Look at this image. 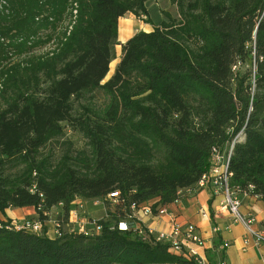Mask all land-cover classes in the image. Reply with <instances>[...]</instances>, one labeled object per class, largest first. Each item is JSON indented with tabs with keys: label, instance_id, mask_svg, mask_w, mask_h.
<instances>
[{
	"label": "trees",
	"instance_id": "trees-1",
	"mask_svg": "<svg viewBox=\"0 0 264 264\" xmlns=\"http://www.w3.org/2000/svg\"><path fill=\"white\" fill-rule=\"evenodd\" d=\"M148 1L0 0V215L34 208L45 221L62 206L65 224L77 198L107 208L97 236L50 239L0 218V264H192L139 235L132 207L156 215L200 190L214 150L229 187L264 201V0H178L183 25L132 37L114 87L119 20L148 17ZM61 116L86 149L42 154L64 137Z\"/></svg>",
	"mask_w": 264,
	"mask_h": 264
},
{
	"label": "crops",
	"instance_id": "crops-1",
	"mask_svg": "<svg viewBox=\"0 0 264 264\" xmlns=\"http://www.w3.org/2000/svg\"><path fill=\"white\" fill-rule=\"evenodd\" d=\"M137 22H140V20H137L131 13L126 14L125 17L119 20L118 43L124 44L136 35L134 30L137 29ZM123 24L129 27V31L121 36ZM151 31L153 29L144 30L145 33ZM184 195L185 197L180 202L168 205L167 209L181 224H192L197 227L205 242L204 247L198 249V253L205 261L216 263L225 259L228 264H264V244L257 247L252 238L249 244L245 243L247 229L242 224L235 222L233 216L229 214L222 203V194L215 195L214 188L208 186L192 194L187 191ZM240 199L242 203L241 213L244 216H253L255 218L254 228L264 233V201L248 194H241ZM89 202L91 201L77 198L73 203L68 219L72 230H80L82 226L86 225V219L83 217L85 212L93 214L100 212L95 208L93 210L87 208L85 212L79 209L80 206L86 209ZM93 202L97 204L99 201ZM61 207L53 208L48 214L47 220L44 221L43 228L50 239H55V221H58L63 212L60 209ZM54 215L57 218H54ZM103 217L107 218L106 210H104L101 218ZM135 217L139 225L143 224L156 232H170L169 216H144L139 210L136 212ZM0 218L3 221L9 220L16 223L23 220H37L38 215L34 208H11L6 210L5 216L0 215ZM89 219L99 221L94 216L89 217ZM225 243L229 246L227 249L222 250Z\"/></svg>",
	"mask_w": 264,
	"mask_h": 264
},
{
	"label": "built area",
	"instance_id": "built-area-1",
	"mask_svg": "<svg viewBox=\"0 0 264 264\" xmlns=\"http://www.w3.org/2000/svg\"><path fill=\"white\" fill-rule=\"evenodd\" d=\"M215 154L213 157V165L211 170L203 176L199 189L207 188L208 186L214 188V194L223 196V205L229 211V214L233 216L235 222L242 224L247 229V237L245 243L249 244L251 238L254 244L259 247L264 244V233L254 228L255 218L251 215L244 216L241 213V199L232 188L229 187V175L228 165L226 158L221 156L220 153L214 150ZM181 200V199H180ZM178 199L175 203L180 202ZM108 201L113 205L121 202V195L119 192H114L108 196ZM101 202V201H100ZM83 206L79 209L83 210ZM134 216L137 211H141L144 216H169L170 217V232H156L149 227H142L139 224H135V230L138 231L139 235H142L144 239L152 238L157 243H163L168 246V252L181 258H185L192 264H228L225 259H222L216 263H209L203 259L198 249L204 247V240L196 226L192 224H181L177 221L176 217L171 214L167 207H159L157 214L153 213L151 206H142L139 210L133 206ZM86 225L82 226L80 230H72L70 223L67 221L65 224L62 222H55V237L60 238L63 236L64 230L68 233H78L84 236H97L100 235L103 227L95 220L86 219ZM44 221L42 220H23L21 222L12 223L16 230H25L34 234H40L43 231ZM92 227V229H88ZM118 229L121 232H128L131 230L130 225L127 222H120L113 229ZM217 231V230H215ZM228 244L225 243L222 246V250L228 248Z\"/></svg>",
	"mask_w": 264,
	"mask_h": 264
},
{
	"label": "rangeland",
	"instance_id": "rangeland-1",
	"mask_svg": "<svg viewBox=\"0 0 264 264\" xmlns=\"http://www.w3.org/2000/svg\"><path fill=\"white\" fill-rule=\"evenodd\" d=\"M146 9H147V13L149 16L146 17L145 15H143L144 17L139 19L140 22H137V29L134 30L135 34H137V32H139V31L152 30V29H154L155 26H159V24L161 25V23H163V22L168 23L171 20H176L179 25H183V23L185 22L184 18L181 17L182 15L179 11L178 0H149L146 4ZM147 18L150 20V23H147V21H146ZM137 20H138V18H137ZM127 42L128 41H126L124 44L119 43V45L116 47V54H117L116 60L114 61V64L112 65V68H110V72L105 79L106 82L110 81L114 87H116L120 82L119 80H121V78L118 75L117 70H118L119 64H121V62H122L121 60H122V54H123L122 53L123 47ZM49 50H51L50 47H48V48H46V49H44V50H42L36 54L42 55V54H45L46 52H49ZM51 58H53V57L50 54L46 58V60L49 61ZM54 63H55V60H51V61L46 63L45 68H46L47 72L53 71V68L50 66L54 65ZM247 68H248V66H246L245 64L240 66L241 70H245ZM95 96H96V101L99 104H104L106 98L104 97L103 93L97 92ZM56 122H59L62 124V126L64 127L65 135L63 138L54 139L46 147L41 149L42 154H47L48 152H52L55 157L59 158L62 155V153H64L68 149L69 143L72 144V150L73 151H79V150L86 149V141L84 140L82 135L79 134L77 131H74L69 125L70 123L74 122L70 116H64V117L61 116V117L57 118ZM113 206H114V204L112 205L111 209H114ZM87 208H89L91 210H93V208H95V210L97 209L100 212L95 213V214L87 213V212H85V210L87 211ZM60 209L63 210L62 207ZM106 209L107 208L104 205V203L99 201L97 204H95V202L91 201L87 204L86 209H83L84 210L83 212H85L83 217L85 219H89V217L94 216L96 219L98 218L99 220H105L106 218H104V217L101 218V216L103 215V212ZM54 218H57L56 215H54ZM31 220H33V219H31ZM37 220H40V219L37 218Z\"/></svg>",
	"mask_w": 264,
	"mask_h": 264
},
{
	"label": "bare ground",
	"instance_id": "bare-ground-1",
	"mask_svg": "<svg viewBox=\"0 0 264 264\" xmlns=\"http://www.w3.org/2000/svg\"><path fill=\"white\" fill-rule=\"evenodd\" d=\"M128 31H129V27L126 24L125 25L123 24L121 36H122L123 33H127ZM132 31H133V29H132ZM113 64H114V62L111 64L110 68H112Z\"/></svg>",
	"mask_w": 264,
	"mask_h": 264
}]
</instances>
